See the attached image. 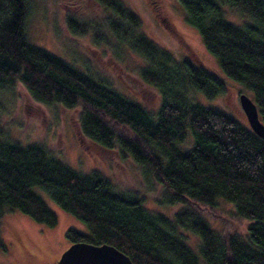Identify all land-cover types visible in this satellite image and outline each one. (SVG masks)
Returning a JSON list of instances; mask_svg holds the SVG:
<instances>
[{
    "label": "trees",
    "instance_id": "16d2710c",
    "mask_svg": "<svg viewBox=\"0 0 264 264\" xmlns=\"http://www.w3.org/2000/svg\"><path fill=\"white\" fill-rule=\"evenodd\" d=\"M97 1L114 13L107 26L119 37L138 25L120 0ZM177 1L223 74L249 90L264 122V0ZM223 5L238 7L247 19L232 23ZM26 10L24 0H0V87L18 81L37 102L79 107L80 133L120 158L144 165L164 186L169 205L187 199L214 205L222 199L250 223L241 235L210 227L189 205L169 215L149 212L139 196L116 191L100 170L78 172L42 144L23 145L5 137L1 124L0 217L5 209H17L54 226L56 213L38 187L86 226L88 233L68 228L69 243H109L138 264H264V140L248 124L188 96V87L207 98L217 96L226 90L223 78L188 59L175 60L147 37L135 35L133 46L150 60L140 74L162 96L151 112L31 44L24 29ZM187 130L192 143L181 150L177 143L185 140ZM183 230L198 236L197 251L186 244ZM0 249L7 250L1 235Z\"/></svg>",
    "mask_w": 264,
    "mask_h": 264
},
{
    "label": "rangeland",
    "instance_id": "374dc122",
    "mask_svg": "<svg viewBox=\"0 0 264 264\" xmlns=\"http://www.w3.org/2000/svg\"><path fill=\"white\" fill-rule=\"evenodd\" d=\"M27 6L24 29L27 40L61 57L84 73L100 78L123 96L155 111L162 96L147 83L140 69L150 63L149 58L132 44V37L142 34L175 60L188 59L211 69L223 78L226 90L207 98L198 90L188 87L190 99L216 108L247 125L238 95L247 88L227 78L217 60L204 47L200 35L185 19V11L177 0H120L139 20L121 38L108 28L114 13L97 0H24ZM225 17L239 24L247 17L238 7L223 5ZM112 17V18H113ZM71 20L73 24L69 21ZM79 107L65 108L58 102L42 103L33 100L23 85L0 87V124L5 137L21 144L39 143L49 152L81 173L93 169L105 174L114 189L140 197L146 210L169 215L183 205H189L204 216L210 227L231 230L244 235L250 220L238 217L234 207L222 199L214 205L192 200L174 206L166 202L168 193L144 165L129 156L120 158L117 151L102 148L79 131ZM192 135L177 143L188 149ZM35 190L56 213L52 227L39 224L17 209H5L0 217V235L6 251L0 249V264H57L59 254L70 244L65 237L68 228L88 233L86 226L57 206L38 187ZM183 237L194 251L199 238L189 230Z\"/></svg>",
    "mask_w": 264,
    "mask_h": 264
},
{
    "label": "water",
    "instance_id": "95a60500",
    "mask_svg": "<svg viewBox=\"0 0 264 264\" xmlns=\"http://www.w3.org/2000/svg\"><path fill=\"white\" fill-rule=\"evenodd\" d=\"M240 107L249 128L264 140V122L259 118L258 109L246 93L238 95ZM57 264H138L124 252L109 243L87 241L71 242L58 256Z\"/></svg>",
    "mask_w": 264,
    "mask_h": 264
}]
</instances>
